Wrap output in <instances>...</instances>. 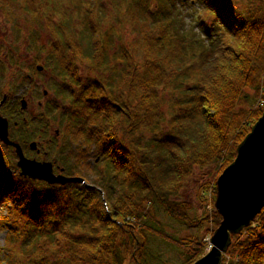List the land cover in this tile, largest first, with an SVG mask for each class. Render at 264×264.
<instances>
[{
  "label": "trees",
  "instance_id": "16d2710c",
  "mask_svg": "<svg viewBox=\"0 0 264 264\" xmlns=\"http://www.w3.org/2000/svg\"><path fill=\"white\" fill-rule=\"evenodd\" d=\"M74 1L6 4L13 28L21 29L22 15L46 19L48 53L36 33L28 37L46 53L40 67L52 78L36 116L22 112L12 95L0 115L25 155L31 142L38 150L41 144L54 173L85 183L21 176L14 149L0 142V229L7 227L8 243L25 256L17 264H164L149 246V237L170 239L154 212L198 234L209 223L212 233L220 222L213 207L217 175L262 114L264 0H106L112 11ZM197 3L186 27L182 7ZM113 20L129 24L136 37L124 41L127 29ZM8 62L19 66L14 50ZM39 62L22 86L42 71ZM4 65L0 60V78ZM208 167L217 174L202 187V214L191 218V204L174 198L194 169ZM173 246L179 264H192L207 243L197 235ZM4 261L12 264V257ZM222 264H264V207L231 236Z\"/></svg>",
  "mask_w": 264,
  "mask_h": 264
},
{
  "label": "rangeland",
  "instance_id": "374dc122",
  "mask_svg": "<svg viewBox=\"0 0 264 264\" xmlns=\"http://www.w3.org/2000/svg\"><path fill=\"white\" fill-rule=\"evenodd\" d=\"M11 1L13 0H0V60H3L5 65L3 69V77L0 78V97L3 95H12L13 98L17 100H25L27 103L28 115L36 116L39 111H41V107L43 103L46 102L47 98L42 96V90L46 89L48 82H50L52 76L48 74V72L44 69L41 72H37L38 75L33 78V82L31 84L26 85V87L22 86L21 81L22 77L26 76L30 73V67L35 62L36 59H39L40 62L38 66L46 65L44 63V58L46 53L49 51V43L51 37L48 32V28L45 25V18L39 20H29L26 19L25 15L20 16L19 24L21 29L13 28L12 23L7 20L6 14L8 6H12ZM74 1V0H71ZM85 1V0H83ZM93 2L99 4L100 7L103 6L105 9H110L112 11V7L107 5L106 0H86V2ZM75 2V1H74ZM58 4L60 2H57ZM16 4V2H14ZM72 8V6H70ZM201 4H192L186 5L182 7V18L187 27V23H191L192 19L191 15L194 13H198L200 10ZM151 10L154 11L155 7L151 6ZM51 11V10H50ZM188 15H187V13ZM113 24L120 25L127 29V31L123 32V40L130 42L136 34L129 33L131 32V28H128V25L117 23L115 20L112 21ZM195 29V28H194ZM36 33L38 37L39 47L43 46L44 50L41 52L38 48H32L30 46L29 37L30 34ZM2 47V49H1ZM13 50L16 52L19 58V66H12L8 62V57L13 53ZM40 51L41 54L39 57L35 54V52ZM8 56L6 58V55ZM46 58V57H45ZM77 61V60H76ZM75 61V67L80 72V75H84L86 71L82 68L79 61ZM34 83V84H33ZM46 98V99H45ZM54 130H51L53 133ZM237 147V146H236ZM38 148L40 149V153L37 154L35 151L29 150L25 155L28 159H33L38 162L44 161V155L42 158V145L38 144ZM46 148V146H45ZM232 148V146L230 147ZM0 153L4 154L5 152ZM229 151V150H228ZM236 151V148H235ZM235 158V157H234ZM233 161V160H232ZM12 172V170H9ZM222 173V172H221ZM220 173V174H221ZM20 174V173H19ZM217 174L216 167H208L204 169H194L192 175L185 181L182 189L178 193V195L174 198L175 200L187 202L191 204L192 210L190 212L191 218L199 217L203 210L204 206L201 202L203 194L201 193L202 187L207 185L208 183L213 184V180L215 179ZM219 174V175H220ZM217 175V178L218 176ZM216 178V181H217ZM37 180V179H35ZM40 181V180H37ZM212 191L211 189H209ZM216 193V192H215ZM207 195V193H206ZM215 199V196H214ZM214 203V200H213ZM214 207V206H213ZM206 209V207H205ZM206 210H210V205ZM155 218L158 222H160L163 231L165 234L170 236V239L167 242H164L162 239L157 237H149V246L155 255H158L164 264H179L182 260L181 252L177 247L173 246V242L178 239H184L186 237L197 236L199 235L204 241L207 243L206 252L209 250V238L211 236V224L203 225V228L197 233L198 230L194 227H188L181 221L177 219H171L167 215H165L161 210H156L154 212ZM6 226L3 225L2 229H0V259L3 258L2 263L6 264L4 260L9 258V255L12 257V264H17V262H24L25 256L22 254V250L20 246H12L8 243L6 234ZM211 233V234H210ZM205 252V253H206ZM225 258V256H224ZM223 259V258H222Z\"/></svg>",
  "mask_w": 264,
  "mask_h": 264
},
{
  "label": "water",
  "instance_id": "95a60500",
  "mask_svg": "<svg viewBox=\"0 0 264 264\" xmlns=\"http://www.w3.org/2000/svg\"><path fill=\"white\" fill-rule=\"evenodd\" d=\"M37 70L41 71L42 67L38 66ZM43 95L46 96V91ZM5 100L6 95H3L0 108ZM19 103L21 111L27 109L25 100ZM0 142L14 148L16 166L21 176L50 185L85 183L80 177L54 174L50 162L26 158L21 146L9 139L8 121L1 115ZM29 147L39 152L35 142H31ZM213 206L220 216V222L209 238V251L192 264H222L223 255L231 244V236L249 226L264 207V108L249 133L237 145L234 160L218 176Z\"/></svg>",
  "mask_w": 264,
  "mask_h": 264
},
{
  "label": "flooded vegetation",
  "instance_id": "af4514ba",
  "mask_svg": "<svg viewBox=\"0 0 264 264\" xmlns=\"http://www.w3.org/2000/svg\"><path fill=\"white\" fill-rule=\"evenodd\" d=\"M33 84H34V83H33ZM1 97H2V96H1ZM1 97H0V99H1ZM7 98H10V97H9V96L6 97V100H5V102L3 103L2 107H3V106L5 105V103L7 102ZM16 100H17V99L13 98V100H12L13 104H15ZM17 101H18V100H17ZM2 107H1V108H2ZM27 109H28V108H27ZM27 109H26L25 111H22V112H25L26 115H28V110H27ZM40 152H41V151H40ZM40 152H39V153H40ZM39 153H38V154H39ZM42 158H43V154H42Z\"/></svg>",
  "mask_w": 264,
  "mask_h": 264
},
{
  "label": "bare ground",
  "instance_id": "6f19581e",
  "mask_svg": "<svg viewBox=\"0 0 264 264\" xmlns=\"http://www.w3.org/2000/svg\"><path fill=\"white\" fill-rule=\"evenodd\" d=\"M235 154H236V151H235ZM209 251V250H208Z\"/></svg>",
  "mask_w": 264,
  "mask_h": 264
}]
</instances>
